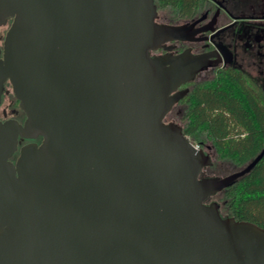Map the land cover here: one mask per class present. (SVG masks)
I'll return each mask as SVG.
<instances>
[{"label":"water","instance_id":"obj_1","mask_svg":"<svg viewBox=\"0 0 264 264\" xmlns=\"http://www.w3.org/2000/svg\"><path fill=\"white\" fill-rule=\"evenodd\" d=\"M7 18L0 98L9 80L26 121H0V264H264V229L210 202L264 151L205 177L166 122L211 64L153 54L194 25L160 24L155 0H0Z\"/></svg>","mask_w":264,"mask_h":264},{"label":"trees","instance_id":"obj_2","mask_svg":"<svg viewBox=\"0 0 264 264\" xmlns=\"http://www.w3.org/2000/svg\"><path fill=\"white\" fill-rule=\"evenodd\" d=\"M206 0H155L171 10L173 20L195 16ZM182 117L186 136L210 142L218 158L245 167L264 151V95L237 69L200 83L185 97ZM229 217L264 229V158L245 177L223 191Z\"/></svg>","mask_w":264,"mask_h":264},{"label":"flooded vegetation","instance_id":"obj_3","mask_svg":"<svg viewBox=\"0 0 264 264\" xmlns=\"http://www.w3.org/2000/svg\"><path fill=\"white\" fill-rule=\"evenodd\" d=\"M160 11L164 10L158 9L160 24L194 25V29L199 33L194 41L172 42L167 45L172 48L170 51L160 49L153 56L175 57L190 50L195 56L207 55L211 64V67L197 75L193 82L181 86L178 90L189 89L190 93L200 83L213 81L223 71L232 68L241 71L252 87L264 95V0H206L193 18L178 21L168 17L161 19ZM168 12L172 16V11ZM3 21L0 23V62L4 61L5 42L13 19L7 18ZM1 92L0 121L15 120L23 125L26 115L20 108V102L9 80L3 83ZM184 99L176 106H185L182 104ZM174 108L166 117L167 123H174L169 119ZM182 117H179L180 122ZM32 143L40 145L42 139H20L12 162L16 163L20 150Z\"/></svg>","mask_w":264,"mask_h":264},{"label":"rangeland","instance_id":"obj_4","mask_svg":"<svg viewBox=\"0 0 264 264\" xmlns=\"http://www.w3.org/2000/svg\"><path fill=\"white\" fill-rule=\"evenodd\" d=\"M159 14H160L161 19H165L167 17L169 19H173V17L169 15L168 10L160 11ZM185 111H186V106H180V105L176 106L172 114L170 115L169 119H172V121L175 124H178L181 127H183L182 122L179 121V117H182ZM190 139L197 147H199L200 149H203L206 152V154H208L212 158V161H213L212 167L205 169L203 172V174H205L206 177L223 178V177L230 176L234 173H237L243 169V167H238L230 161L220 160L210 142H206L204 143V145H202L196 142L194 139L192 138ZM210 202H217L220 205V211H221L222 216L224 218L229 217L228 211L225 208L226 200H225V195L223 192L213 197Z\"/></svg>","mask_w":264,"mask_h":264}]
</instances>
